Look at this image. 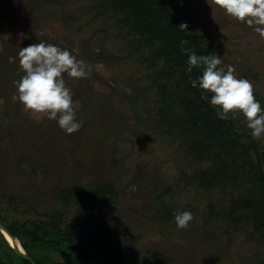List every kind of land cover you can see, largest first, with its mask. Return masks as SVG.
<instances>
[{
  "label": "rangeland",
  "instance_id": "1",
  "mask_svg": "<svg viewBox=\"0 0 264 264\" xmlns=\"http://www.w3.org/2000/svg\"><path fill=\"white\" fill-rule=\"evenodd\" d=\"M161 2L178 10L181 24L201 26L213 40L209 55L220 56L225 70L231 65L237 77L251 81L264 104V37L227 15L215 0ZM96 4L0 0V218L40 220L56 209L55 194L72 188L76 195L67 219L92 232L90 264H264V243L253 232V218L246 212L232 219L226 212L240 193L186 183L183 174L196 165L154 123L143 122L145 108L136 102L143 95L152 107L156 88L143 59L129 53L118 35L117 19L98 15ZM42 41L67 48L91 66L86 78L64 74L82 122L71 134L56 120L12 101L15 82L24 75L18 53ZM98 52L109 62L96 59ZM203 92L209 99L211 93ZM225 117L234 120L236 132L256 141L264 167V136L252 137L242 114ZM103 181L113 184L116 198L94 204L88 189ZM155 197L172 215L164 226L144 208ZM183 211H191L194 219L178 229L174 216ZM49 259L66 263L57 253Z\"/></svg>",
  "mask_w": 264,
  "mask_h": 264
},
{
  "label": "trees",
  "instance_id": "2",
  "mask_svg": "<svg viewBox=\"0 0 264 264\" xmlns=\"http://www.w3.org/2000/svg\"><path fill=\"white\" fill-rule=\"evenodd\" d=\"M95 9L98 15L111 14L117 19V33L129 53L137 54L145 62L156 88L155 104L149 107L140 95L136 105L145 108L143 122L154 123L196 165L191 173L183 174L186 183L205 191L229 188L240 193L226 212L232 219L247 212L257 225L253 232L264 243V167L257 143L245 133L236 132L234 120L221 118L203 90L192 87V80L202 69H193L191 73L185 70L187 55L182 49L209 55L212 38L198 25L184 23V29L178 21V10L165 7L161 0H97ZM104 56L101 52L95 54L99 61L109 62ZM160 61L163 65L159 68ZM88 190L94 204L116 198L111 182H99ZM75 195L72 188L59 190L55 194L56 209L40 220L0 221L37 264H63L50 261L51 253L63 256L65 264H90L95 257L92 232L84 230L77 220L67 219ZM144 208L155 213L161 226L172 218L158 197ZM209 215L212 218L214 212ZM0 264L31 263L15 254L0 234Z\"/></svg>",
  "mask_w": 264,
  "mask_h": 264
},
{
  "label": "clouds",
  "instance_id": "3",
  "mask_svg": "<svg viewBox=\"0 0 264 264\" xmlns=\"http://www.w3.org/2000/svg\"><path fill=\"white\" fill-rule=\"evenodd\" d=\"M224 12L246 23L264 37V0H215ZM184 29L187 25H182ZM187 55V72L201 68L202 72L192 80L193 88L199 87L211 93L209 103L219 106L221 118L230 112L245 117V123L254 138L264 136V108L254 96V87L246 78L237 77L235 69L222 66L220 56L197 55L195 51L182 49ZM24 75L15 82L16 94L12 101H19L26 110L43 113L58 126L71 134L82 127L73 108L72 89L66 86L64 74L80 79L90 75L91 66L67 49L47 42L30 44L18 53ZM178 229H186L194 219L191 211L175 214Z\"/></svg>",
  "mask_w": 264,
  "mask_h": 264
},
{
  "label": "water",
  "instance_id": "4",
  "mask_svg": "<svg viewBox=\"0 0 264 264\" xmlns=\"http://www.w3.org/2000/svg\"><path fill=\"white\" fill-rule=\"evenodd\" d=\"M4 233H6L9 236V238L12 240V244L8 242ZM0 234L2 235L3 239H5V242H7L9 244V247L12 249V251L15 254H17L18 256L28 260L31 264H37L36 261L31 256H29L28 254L25 253V251L23 250L21 245L18 246L15 243V241H14L15 238L10 234V232L7 230V228L5 227V225L1 221H0Z\"/></svg>",
  "mask_w": 264,
  "mask_h": 264
},
{
  "label": "bare ground",
  "instance_id": "5",
  "mask_svg": "<svg viewBox=\"0 0 264 264\" xmlns=\"http://www.w3.org/2000/svg\"><path fill=\"white\" fill-rule=\"evenodd\" d=\"M5 234V236H6V239L8 240V242L9 243H11L12 244V240L9 238V236L6 234V233H4ZM5 240V239H4ZM15 241V243L18 245V246H20V243L15 239L14 240ZM9 245V244H8ZM21 248V247H20Z\"/></svg>",
  "mask_w": 264,
  "mask_h": 264
}]
</instances>
